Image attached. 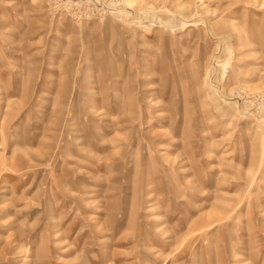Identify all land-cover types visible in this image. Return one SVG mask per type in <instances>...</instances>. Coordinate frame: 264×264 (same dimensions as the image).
I'll return each mask as SVG.
<instances>
[{
  "label": "rangeland",
  "instance_id": "obj_1",
  "mask_svg": "<svg viewBox=\"0 0 264 264\" xmlns=\"http://www.w3.org/2000/svg\"><path fill=\"white\" fill-rule=\"evenodd\" d=\"M0 264H264V0H0Z\"/></svg>",
  "mask_w": 264,
  "mask_h": 264
}]
</instances>
